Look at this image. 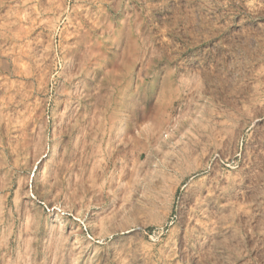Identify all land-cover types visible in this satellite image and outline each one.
<instances>
[{"label": "rangeland", "instance_id": "obj_1", "mask_svg": "<svg viewBox=\"0 0 264 264\" xmlns=\"http://www.w3.org/2000/svg\"><path fill=\"white\" fill-rule=\"evenodd\" d=\"M0 264H264V0H0Z\"/></svg>", "mask_w": 264, "mask_h": 264}, {"label": "bare ground", "instance_id": "obj_2", "mask_svg": "<svg viewBox=\"0 0 264 264\" xmlns=\"http://www.w3.org/2000/svg\"><path fill=\"white\" fill-rule=\"evenodd\" d=\"M187 159H188V155L183 154L181 156V159L177 163H175L172 166H169L167 169L170 170L171 172H176V169L179 168V165L183 164V162L185 160H187ZM162 174L163 175H162V178H161V181H160V185L163 188V186L165 184H168L169 183L171 176H170L169 173H166V172H163ZM156 196H154V197L156 198ZM138 227H136V226L134 227L133 225H128V224L127 225H123L122 228L120 229L119 233H122L124 236H126V238H131L132 237L131 235H133V233L136 230H139L140 229Z\"/></svg>", "mask_w": 264, "mask_h": 264}]
</instances>
